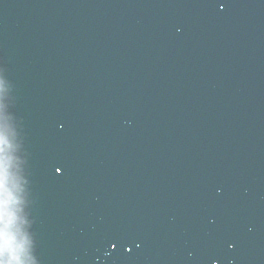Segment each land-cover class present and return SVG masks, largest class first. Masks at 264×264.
<instances>
[{"label":"water","instance_id":"water-1","mask_svg":"<svg viewBox=\"0 0 264 264\" xmlns=\"http://www.w3.org/2000/svg\"><path fill=\"white\" fill-rule=\"evenodd\" d=\"M251 43L264 48V0H0V229L6 200L9 235L29 232L24 263L145 264L171 244L173 264H264V49ZM223 55L238 69L213 63ZM43 183L55 211L14 226L16 198Z\"/></svg>","mask_w":264,"mask_h":264},{"label":"clouds","instance_id":"clouds-1","mask_svg":"<svg viewBox=\"0 0 264 264\" xmlns=\"http://www.w3.org/2000/svg\"><path fill=\"white\" fill-rule=\"evenodd\" d=\"M9 224L10 218L7 211V201L4 202L3 210V228L0 229V246L3 247L4 256L0 258V264H24V261L16 255H13L11 258L8 256L9 250ZM28 241L26 237H22L19 242L16 244L18 250L23 252L26 248Z\"/></svg>","mask_w":264,"mask_h":264},{"label":"snow or ice","instance_id":"snow-or-ice-1","mask_svg":"<svg viewBox=\"0 0 264 264\" xmlns=\"http://www.w3.org/2000/svg\"><path fill=\"white\" fill-rule=\"evenodd\" d=\"M58 171H59V169H58Z\"/></svg>","mask_w":264,"mask_h":264}]
</instances>
